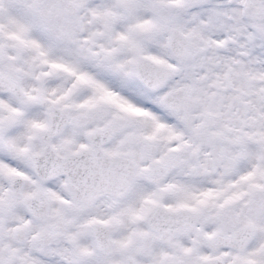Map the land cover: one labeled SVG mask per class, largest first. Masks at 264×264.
<instances>
[{
    "label": "snow or ice",
    "instance_id": "snow-or-ice-1",
    "mask_svg": "<svg viewBox=\"0 0 264 264\" xmlns=\"http://www.w3.org/2000/svg\"><path fill=\"white\" fill-rule=\"evenodd\" d=\"M0 264H264V0H0Z\"/></svg>",
    "mask_w": 264,
    "mask_h": 264
}]
</instances>
